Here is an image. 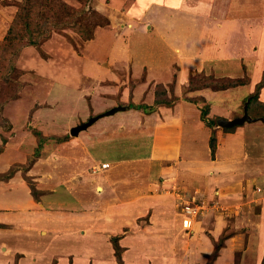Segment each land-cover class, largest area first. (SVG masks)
Listing matches in <instances>:
<instances>
[{
	"label": "rangeland",
	"instance_id": "rangeland-1",
	"mask_svg": "<svg viewBox=\"0 0 264 264\" xmlns=\"http://www.w3.org/2000/svg\"><path fill=\"white\" fill-rule=\"evenodd\" d=\"M142 1L144 2V0ZM145 1L146 6H137L139 0H88L85 4L82 0H49L46 2L48 5L45 4V0H32L35 5L39 6L38 10H44V16L55 14L56 21L58 13L65 14L72 9L82 7L84 11L77 16L79 18L77 27L58 28L59 26L53 24L54 21L50 19L42 24L41 34L34 31L32 34L29 32V36H27L25 25H22L24 17H21L23 1L0 0V33L6 29L3 39L0 40V47L7 45L9 49V54L6 55L9 60L0 58V108H2L0 112V147L2 148L0 173L6 171V165H9L8 169L12 164H25L30 161L32 168L30 174L32 175H29L28 171L26 174L30 176L36 188L39 186L42 191L39 190L48 195L47 197L43 196L41 200L39 197L42 193L39 195L38 204L40 202V205L37 208L42 209L43 204L46 205L47 201L54 206V203L58 204L61 200L64 204L67 203L66 209L70 213L79 212L75 215L72 224L70 221L67 224L72 225V235L76 233V236L68 239L69 245L76 246L79 250L83 249L84 253L89 251L88 256H83L86 259L83 258L80 261L82 264H169L175 254L173 264H264V243L261 250L253 249L258 246V240L254 237L250 239L252 233L250 229L252 226L256 227V224H252L251 216L244 219L247 215V212H243L244 207L241 216H228L231 224H226L216 241L206 231L209 236L206 238V242L212 246L211 251H200L196 255L193 252L195 247H192L190 248L192 251L189 253L179 254L182 253L179 249H183L181 242L192 243L197 239L194 237L196 230L192 228L194 223L192 225L190 223L182 225L181 223L183 227L178 235L173 223L170 222L166 225L164 223L156 224L157 228H154V219L151 217L157 200L166 201L168 199L166 202H170L171 209L169 214H166V220L174 218L175 221H180L179 218L190 216L184 213L186 201L190 203V206L197 205L198 207L199 212L192 217L202 218L203 212L207 209V203L197 189L195 190L193 187L191 190L186 189L181 185L183 182L178 181L170 190L169 187L165 188L164 191L167 189L169 193L160 191L156 195L154 192L148 194L145 191V195L141 193L138 197L141 199L149 197L153 201L145 199L141 209L133 213L129 205L131 206V196L134 193L127 191L126 188H118L117 185L115 188L110 185L108 190L107 184L101 185L98 181L91 182L92 175H103V173L115 171L114 166L118 163V157L131 158L144 154L141 149L133 148L135 141H132V138H111L108 142L107 139L102 138V135L109 134L110 130L117 131L124 127V123H120V120L107 116L129 108L139 111L142 108L140 103L144 101L143 96L147 97L154 82L157 81H162L168 89L169 85L173 84L174 90L176 88L175 91L180 96L187 93L184 85L186 80L176 76L179 65L183 64L180 63L179 57L176 55L178 46H174L181 44V40L187 35L190 36V31L188 33L180 29L181 25L188 30H194L192 27L195 23L204 21V8L210 10L218 5L222 8V22H231L230 26L235 24L236 31L221 30L217 41H220L222 45L227 44V40L232 34L230 41L232 50L240 49L241 52H244V47L248 46L249 48L251 43L255 53L247 58L242 70L238 69L239 63L219 62V74L222 77H217V79H221L223 83H230L235 79L246 81V84L254 82L251 89L253 92L256 83L264 78V48L259 46L260 40L264 36V0ZM43 4L44 6H42ZM127 6L129 9L125 11L124 7ZM31 16L28 21L36 23L43 21L34 13ZM15 18L20 21L18 24H14L12 35H9L8 28ZM80 26L85 27L87 33L81 32ZM113 26L117 27L114 29L119 31V34L116 39L118 44L112 46V51L114 52L116 49V54L119 51L121 53L119 56L123 55L127 58V62L119 66L120 70L123 68L125 71L115 70L119 78L122 77L123 88L113 84L114 82L119 83L120 79H110L115 73L109 72V68L105 66L108 62L100 61L98 63L94 59L90 63V60L87 59L88 57L90 59V56L84 54L88 51L84 44H89L95 36L104 37L105 32L108 34ZM168 31L172 33L170 34ZM202 32L205 36V32ZM97 33L98 35H95ZM194 33L190 37L192 40L196 39L197 34ZM87 34H90L89 38H86ZM211 35L206 36L210 39L213 37V33ZM29 39H35L36 43H27ZM241 57L239 56V58ZM88 65L89 73H86L84 69H87ZM231 69L233 70L231 71ZM119 73H123V76ZM131 73L136 74L137 82H146L142 85L139 83L142 98L132 99V78L129 77ZM214 76L216 77V74ZM151 81L152 86H149ZM86 87H88V96L82 94ZM229 88L231 87H228L227 91L219 93L214 100H210L214 105H219L217 112L221 115L225 110H231V106L227 108L226 103H218L220 97L227 95L226 97H230V101L236 103V99L241 93L249 90L232 89L238 94L236 97L234 96L235 92ZM248 94L241 97L242 100L238 105L233 106L238 112L236 114V111H233L234 117L242 116L244 113V106L249 100ZM259 94L264 97V86L261 87ZM77 98H80L83 103H78ZM255 103L249 109L250 116H259V113L264 109L257 101ZM91 105L99 108L97 113H89ZM168 105L172 106V104ZM233 114L229 119L234 118ZM206 117L212 120L218 119V117ZM89 119H92L89 126L79 130L76 134H71L72 128L88 122ZM256 121L264 123V120L261 119L250 122ZM130 122L132 123V120ZM217 126L219 129H223L222 126ZM89 127L91 128L89 129ZM36 132H40L44 138H48L42 143L38 158L33 156L38 145ZM64 134L68 136L67 141L65 143L58 142L56 138ZM3 138H6L7 142ZM93 140H96V143H93ZM89 151L98 159L90 165L88 159L84 157L86 154L89 155ZM77 155L80 157L78 158ZM209 156L214 159L215 150L211 151ZM76 159L85 164L86 160L88 162L86 169H82L79 174L74 175L69 170L74 168L73 165L76 167ZM105 162L108 163L107 166L103 165ZM90 173H92L91 179L89 178ZM86 176H88L87 181L84 179ZM60 178L61 180H59ZM22 181L25 180L21 175L19 182ZM75 184L78 188H71ZM14 186L19 192L18 194L21 195V185L15 184ZM100 186L103 187V190ZM75 195L78 199L75 198ZM192 197L194 201L191 203ZM1 201L0 199V218H8V215L12 213L15 217L18 212L12 211L13 206L1 204L3 203ZM108 201L111 206L105 208ZM31 211L33 210L29 209L28 212L23 213L24 219L15 217V226L10 228L22 235H26L23 232H28V229H31V233L28 234L35 236L34 239L32 238L33 240L31 239L34 244L29 247L30 254H36L45 248L51 254L57 252L54 249L56 245H53L55 242L58 243L56 235L54 237L52 235L44 236L46 234L44 230L42 233L37 230L33 231L31 221L34 216H37V212ZM252 213L254 212H249L254 216ZM234 217H238L240 221L234 223ZM4 224L3 221H0V232L7 234L5 230H2L5 227ZM209 224L212 225L211 221ZM230 228L232 231L229 230ZM21 230L25 231L21 232ZM187 230H191L188 235L185 234ZM81 231L84 233L78 235V232L81 233ZM157 231L158 233H156ZM259 231L264 235V228L260 226L257 229V232ZM230 235L234 237L230 239L231 246L228 249L231 253L221 254L220 247L227 245L225 242ZM79 236L80 238H78ZM191 238H193L192 242L189 240ZM21 240V236L14 238V242L20 243ZM133 248L136 250L135 253L130 251ZM128 251L131 253H126ZM202 252V256L199 255ZM70 260L63 261V263L69 264Z\"/></svg>",
	"mask_w": 264,
	"mask_h": 264
},
{
	"label": "crops",
	"instance_id": "crops-1",
	"mask_svg": "<svg viewBox=\"0 0 264 264\" xmlns=\"http://www.w3.org/2000/svg\"><path fill=\"white\" fill-rule=\"evenodd\" d=\"M147 1L152 2L153 0ZM145 2V0L144 2L139 0L137 6H146L144 4ZM124 8H126L125 11H128L129 6ZM203 14L205 15L204 21L197 22L198 24L195 23L192 27L194 30H188V28L183 25L180 26L181 30L188 33L190 31V36H183L184 39L181 40V44H175L174 46H178L176 55H178L180 63L183 64L179 65L180 67L176 76L186 80L184 85L187 93L184 96L181 95V97L180 94L175 91V88L173 92L177 98L172 103H169L172 104V106L166 103H161L155 105L153 109H150L149 106H153L157 84H162L166 89L167 95H170V90L167 85L162 81H157L154 82L147 97L145 98V96H143L144 101L140 103L142 108H140L139 111L129 108L128 110L125 109L116 112L112 116H107L108 118L114 117L115 120H120V123H124V127L117 131L110 130L109 134H103L102 138L107 139V142L111 138H132V141H135L133 148L135 150L138 148L141 149L144 154L131 158L118 157V163L114 166L115 171L107 172L105 174L103 173V175H92V179V173H90L89 178L91 179V182L98 181L101 185L107 184L108 190L110 189V185L113 186V188L117 185L118 188H126L128 189L127 191L134 193V195L131 196L132 200L130 199L132 201L130 202L131 206L129 205L133 213H135L136 210L141 209L145 199L147 201H153L150 200L151 198L149 197L143 199L138 197L141 193H144L142 195H145L146 192H148V194L154 192L157 195L158 192H163L166 187H169L170 190L172 186L175 185L174 183L178 181H182L184 184L181 183V185L186 189L191 190L192 187L195 188V190L197 189L200 196H203L207 203V209L203 212L204 216L202 218L196 219L199 216L190 217L186 215L183 218H179L180 221H175L174 218L170 219L171 221L166 220V214H169L171 209L169 206L170 202H166L168 199L166 201L157 200L158 203H155V210L151 217V219H154V228H157L156 224L161 225L164 223L166 225V223L169 224L170 222L173 223V227L177 230V234L180 232L181 227H183L182 225H187L189 223L192 225L193 223H196V225L193 224V226H196L195 228L192 226V228L196 230V235L194 237L201 239H196L194 241L193 238L189 239L190 241H193H191L192 243L181 242L180 244H183V249H179L182 252L179 254L189 253L192 251L190 249L192 247H195L193 252L196 255L200 251H211L213 248H211L212 246L206 242V238L209 237L206 231H208L209 235L214 241H216L226 227V224L230 223L228 216H241L243 207V212H247L244 219L251 216L253 218L252 220L250 219L252 224H256V227L252 226L250 229L252 232L250 234V239L252 237L256 238V240H258V246L252 248L261 250L264 243V235L260 231L257 232V229H259L260 226L264 228V123L262 121L243 123L236 126L230 132L219 129L217 126V120L219 118L229 119L232 117L233 111H236V114L238 113L237 109L233 108V106L238 105L239 101L243 98L242 96L251 91L254 82L229 88L231 91H234L232 89H249L247 92L245 91L241 93L239 98L236 99V103L230 101V97H226L227 95L219 98V101H217L218 103H226L228 105L227 108L231 106V110H225L222 115L217 112V107L219 105H214L210 100H214L219 93L227 91L228 88L213 90L210 87L194 89H189L188 87L190 77L199 72H203L207 75H213L214 73V75L216 74V77L213 75L215 78L222 77L219 74V62L229 64L231 62L239 63L240 65L238 69L242 70L244 66L243 64L247 62V58L255 55V53L253 52V46L251 43L249 44V48L248 46L244 47V52H241L240 49L232 50L230 45L232 34H230L227 44L222 45L220 41H217V38L221 35V30L231 32L236 31L235 24L230 26L231 22H222V8L218 5H216V8L210 10L204 8ZM166 15L168 16L169 14ZM114 28L117 29L116 26H113L108 34L105 32L104 37L95 36L94 39L90 40L89 44H84V47L88 50L84 54L90 56V59L89 57L87 58L88 61L90 60V63H92L94 59L97 60L98 63L100 61L108 62L105 66L109 68V72L115 73L110 79H120L119 83L114 82L113 84H116L115 86L117 87L120 86L123 88V85L121 84L122 77L119 78L115 70L118 72L123 71L124 69L121 68L122 70H120L119 66L126 63L127 58L123 57V55L119 56L121 55L119 51L117 55L115 53L116 49H114V52L112 51V46L118 44L116 39L119 34V31L117 32ZM177 29L179 31L178 27ZM4 30L6 31V29ZM5 31L0 33V40L3 39ZM202 31L205 32V36ZM168 32L170 33V31ZM194 32H196L198 37L196 35V39L192 40L190 37L195 34ZM211 33H213V37L208 39L207 36H212ZM95 35H98V33ZM188 39L191 40L188 41ZM260 41L261 44L259 43V46L264 48V36ZM239 56L242 57L239 58ZM84 70L86 73H89V65L88 68ZM232 70L233 69H231V71ZM119 74L123 76V73ZM129 77L132 78V99L136 97L142 98L140 90L141 86L139 83L142 85L146 82H137L138 77L133 73H131ZM150 83L149 86H152V81ZM137 88H139V90H137ZM87 90L88 87H86L82 94L88 96L89 94ZM234 96L238 97V94L235 92ZM141 98L140 100H142ZM197 99L202 101V103H199L200 101L197 102ZM258 100L263 102L264 97L259 94ZM72 101L74 102V100ZM77 102L81 104L83 103L80 98H77ZM202 104H207L209 106V114H207V116L210 118L218 117V119H215L217 125L215 123L213 125L216 135L214 159L209 156L211 151L208 142L211 128L201 120L200 108ZM90 107V114L97 113L99 110V108H96L93 105ZM117 109L119 110V108ZM234 116L235 115L233 114V117ZM131 120L132 123L130 122ZM90 128L91 127H89V129ZM66 141L67 140L60 143H65ZM92 142L96 143V140H93ZM77 157L79 158L80 155H77ZM84 157H86L89 162L85 159V164L83 161L76 159V167L73 165L74 168L69 170V172L77 175L79 174V171L87 168V162L90 165L98 160L93 154H90V151L89 155L86 154ZM244 163H246V165H243ZM8 166L6 165V170ZM30 171H32L31 167L29 168L28 173L29 175H32L30 174ZM19 172L20 171H17L8 181H0V199L2 200L1 202H3L1 204L13 206L12 211L18 212L15 217L22 219H24L23 213L28 212L29 209L33 210L31 212H37V216H34V219L31 221V226L34 229L33 231L37 230L42 233V230H44L46 233L44 236L52 235L54 237V235H56L58 243L55 242L53 245H56L54 249L57 252H52L51 254L48 252V249L45 248L42 249L43 251L36 252V254H30L31 250L29 247L34 244L31 242V239L35 235L31 236L28 234L31 233L30 228L28 229V232H23L25 230H21V232L26 235H22L18 231L14 232L12 228H10L15 226V217L12 213L8 215V218H0V221L5 223V227H3L2 230L7 232V234L0 232V264H62L63 261L68 259H71L69 264H82L80 261L83 258L86 259L83 256H88L89 251L84 253L83 249H81V251L76 246L71 247V244L69 245L68 241V239L76 236V233L73 235L71 233V224L72 221L75 220V215L79 212L70 213L66 209L67 203L64 204L61 200L58 204L54 203V206L47 201L46 205L43 204L42 209L37 208V206L40 205V202L38 204V201L33 198L26 181L19 182V177H21ZM87 177L88 176L84 179L86 180ZM59 180H61V178ZM14 183L17 184V186L21 185V195L18 194L19 192L17 191L16 186H14ZM4 185H6V187L3 188ZM37 188L38 190L42 189L39 186H37ZM71 188L76 189L78 186L75 184L71 186ZM101 189L103 190V187H101ZM164 192L169 193L167 189ZM42 194L39 197L40 200L43 199V196H48L45 193ZM79 196L81 198V194ZM76 197L77 196L75 195V198ZM109 206H111V203L108 201L105 208H109ZM250 211L254 212L252 213L254 216L249 214ZM68 221H70L71 224L68 225ZM209 221H211L212 225L209 224ZM239 221L238 217H234V223H238ZM229 230H231V228ZM189 232H191V230H187L185 234L188 235L190 234ZM82 233L84 232H78V235H82ZM156 233H158V231ZM18 236H21L22 239L20 243L14 242V238H17ZM78 238H80V236ZM232 238H234L233 235H230L225 242L227 245L220 247L221 254L231 253L228 249L231 246L230 239ZM70 247L71 250H69ZM249 248L251 247L249 246ZM146 250L149 251L148 249ZM130 251H134L135 253L136 250L133 248ZM130 251L126 253H131ZM38 253L40 254L37 255ZM202 254L203 252L199 255L202 256ZM175 256L176 254L172 256L169 264L174 263L173 260Z\"/></svg>",
	"mask_w": 264,
	"mask_h": 264
},
{
	"label": "trees",
	"instance_id": "trees-1",
	"mask_svg": "<svg viewBox=\"0 0 264 264\" xmlns=\"http://www.w3.org/2000/svg\"><path fill=\"white\" fill-rule=\"evenodd\" d=\"M23 1V13L21 15V17L23 18V22L22 25H25V29L27 30V36H29V32L32 34L34 31L38 32V33H42V30L40 29L42 27V24L44 23V21L47 20H52L54 21L53 24H55L56 26H59L58 28H66V27H74L76 26L79 22V18L77 17L79 14L82 13V11H84L83 7L82 8H78V9H72L71 11H68V13H58L57 15V21L55 20V14H50L49 16H44V10L39 9V6L35 5L32 0H22ZM83 3L85 4L86 1L88 0H82ZM49 0H45V4L48 5ZM27 4V5H26ZM42 4V3H41ZM44 6V4L42 5ZM37 9V10H36ZM51 12L55 13L53 10H50ZM32 13H34L36 16L40 17L43 19V21L41 23H36V22H31L28 21L29 19H31V15ZM53 15V16H52ZM64 17H69V18H64ZM75 17V19H74ZM18 21L16 18L13 20L12 25L8 28L9 30V35H12L13 32V26L14 24H18ZM77 27V26H76ZM75 27V28H76ZM80 31L83 33H87V29L85 27H81L80 26ZM90 32L92 31L89 30ZM89 33V32H88ZM90 34H87L86 38H89ZM27 43L29 44H35L36 41L35 39L33 40H28ZM9 54V49L8 46H2L0 47V58H6V55ZM6 60H9L8 58H6ZM11 63H13L11 61ZM246 84V81H240L238 79L232 80L230 83H223V81L221 79H217L215 78L212 74H205L203 72H199L194 74L193 76L190 77L189 79V89H194V88H205V87H210L213 90H221V89H226L228 87H234V86H238V85H243ZM264 86V78H261V80L259 82L256 83L255 85V89L252 93L249 94V100L245 105V110L246 112L250 115V111L249 109L252 108V106L255 103V101H257L260 105L263 106L264 108V103L257 100L258 99V94L260 92L261 87ZM169 90H170V95H167L166 89L162 84H157L156 89H155V96H154V102H153V106H149L150 109H153L155 105L157 104H161V103H172L173 101L176 100V96L174 94V86L173 84L169 85ZM197 102H199L200 100H196ZM147 108V106H146ZM201 110V120H203L205 122V124L207 126H209L211 128V134H210V138H209V145L211 148V151L213 152L215 149V145H216V135H215V130L213 129V125L215 123V120L209 119L207 118V114H208V110H209V106L207 104H204L201 106L200 108ZM2 111V108H0V112ZM252 118L255 117H264V109L262 110V112L259 113V116L257 115H251ZM240 125V124H239ZM236 126L238 125H234L231 127H223V130L230 132L232 131ZM37 134V138H38V145L35 148L34 154L33 156H37L39 155V150L42 147V143L44 141H46L48 138H44V136H42V133L40 132H36ZM68 136L66 134L57 137L56 139L58 140V142H62L67 140ZM4 141H7L6 138H3ZM2 151V148L0 147V152ZM33 156L30 157L31 160L33 159ZM30 168V161L28 163H15L12 164L6 171L0 173V181H8L11 177H13V175L17 172L20 171L23 179L27 182L29 188H30V192L33 196V198L38 201V197L39 195L42 193L40 190H38L35 187V184L33 181H31V178L29 175H27V171Z\"/></svg>",
	"mask_w": 264,
	"mask_h": 264
},
{
	"label": "water",
	"instance_id": "water-1",
	"mask_svg": "<svg viewBox=\"0 0 264 264\" xmlns=\"http://www.w3.org/2000/svg\"><path fill=\"white\" fill-rule=\"evenodd\" d=\"M257 119H261L264 120V117H259V118H252L245 110V106H244V113L242 114V116H236L232 119H225V118H219L217 120V124L219 126L222 127H231L234 125H239L242 124L243 122H250V121H254ZM92 119H89L88 122H85L81 125L75 126L74 128L71 129V134H76L79 130H82L84 128H86L87 126H89V124H91Z\"/></svg>",
	"mask_w": 264,
	"mask_h": 264
},
{
	"label": "built area",
	"instance_id": "built-area-1",
	"mask_svg": "<svg viewBox=\"0 0 264 264\" xmlns=\"http://www.w3.org/2000/svg\"><path fill=\"white\" fill-rule=\"evenodd\" d=\"M104 166H107L108 165V163H105V164H103ZM192 201H194V198H191V203H192ZM185 203H187L186 204V206H185V208H184V213H186V214H189L190 216H193L195 213L197 214L199 211L197 210V205H195V206H190V203L189 202H185ZM197 210V211H196Z\"/></svg>",
	"mask_w": 264,
	"mask_h": 264
}]
</instances>
